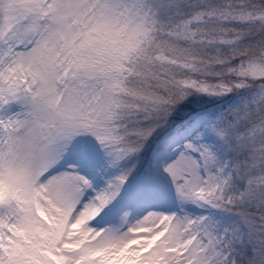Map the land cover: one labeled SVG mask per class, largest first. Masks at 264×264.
Returning <instances> with one entry per match:
<instances>
[{
  "label": "snow or ice",
  "instance_id": "obj_1",
  "mask_svg": "<svg viewBox=\"0 0 264 264\" xmlns=\"http://www.w3.org/2000/svg\"><path fill=\"white\" fill-rule=\"evenodd\" d=\"M0 264H264V0H0Z\"/></svg>",
  "mask_w": 264,
  "mask_h": 264
}]
</instances>
